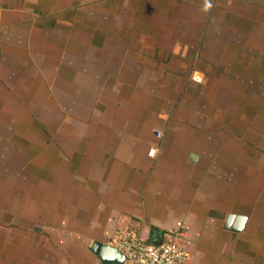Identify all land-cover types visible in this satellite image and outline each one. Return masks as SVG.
Segmentation results:
<instances>
[{
    "label": "crops",
    "instance_id": "1",
    "mask_svg": "<svg viewBox=\"0 0 264 264\" xmlns=\"http://www.w3.org/2000/svg\"><path fill=\"white\" fill-rule=\"evenodd\" d=\"M211 3L0 0V264L129 228L264 264V0Z\"/></svg>",
    "mask_w": 264,
    "mask_h": 264
},
{
    "label": "built area",
    "instance_id": "2",
    "mask_svg": "<svg viewBox=\"0 0 264 264\" xmlns=\"http://www.w3.org/2000/svg\"><path fill=\"white\" fill-rule=\"evenodd\" d=\"M199 76V81L194 77ZM196 82H202L199 72L192 75ZM157 137L163 133L155 132ZM158 148L151 147L148 155L154 157ZM117 248L124 256V264H189L191 254L183 243L181 232L175 228L168 229L159 242L149 241L142 229H125L113 234L108 242Z\"/></svg>",
    "mask_w": 264,
    "mask_h": 264
},
{
    "label": "water",
    "instance_id": "3",
    "mask_svg": "<svg viewBox=\"0 0 264 264\" xmlns=\"http://www.w3.org/2000/svg\"><path fill=\"white\" fill-rule=\"evenodd\" d=\"M246 217L243 215L230 214L227 218V227L233 230H241L244 226ZM91 250L98 255L100 264H124L125 256L110 244H100L95 242Z\"/></svg>",
    "mask_w": 264,
    "mask_h": 264
},
{
    "label": "clouds",
    "instance_id": "4",
    "mask_svg": "<svg viewBox=\"0 0 264 264\" xmlns=\"http://www.w3.org/2000/svg\"><path fill=\"white\" fill-rule=\"evenodd\" d=\"M213 7V5H212V3H211V0H204V4H203V11L204 12H208V11H210L211 10V8ZM196 80H198L199 81V76H196V77H194Z\"/></svg>",
    "mask_w": 264,
    "mask_h": 264
}]
</instances>
